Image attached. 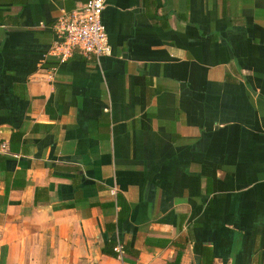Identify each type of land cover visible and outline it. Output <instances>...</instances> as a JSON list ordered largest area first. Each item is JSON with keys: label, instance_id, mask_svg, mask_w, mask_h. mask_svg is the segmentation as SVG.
I'll return each mask as SVG.
<instances>
[{"label": "crops", "instance_id": "crops-1", "mask_svg": "<svg viewBox=\"0 0 264 264\" xmlns=\"http://www.w3.org/2000/svg\"><path fill=\"white\" fill-rule=\"evenodd\" d=\"M88 1L0 0V264H264V0H107L58 61Z\"/></svg>", "mask_w": 264, "mask_h": 264}, {"label": "built area", "instance_id": "built-area-1", "mask_svg": "<svg viewBox=\"0 0 264 264\" xmlns=\"http://www.w3.org/2000/svg\"><path fill=\"white\" fill-rule=\"evenodd\" d=\"M107 0H89L71 16L61 18L54 26L56 35L51 54L58 61H67L76 53L101 58L111 55L108 34L102 16ZM2 145V149H5ZM117 257L123 256V248L114 249Z\"/></svg>", "mask_w": 264, "mask_h": 264}, {"label": "trees", "instance_id": "trees-1", "mask_svg": "<svg viewBox=\"0 0 264 264\" xmlns=\"http://www.w3.org/2000/svg\"><path fill=\"white\" fill-rule=\"evenodd\" d=\"M20 138L19 136L15 135L12 139V143L16 142V141H19ZM115 243H109L108 246H107V249H105V253L110 255V256H113V257H117L116 253H114V247H115Z\"/></svg>", "mask_w": 264, "mask_h": 264}]
</instances>
